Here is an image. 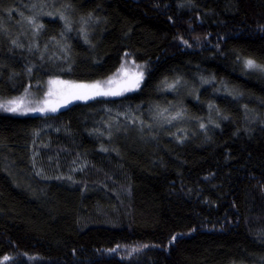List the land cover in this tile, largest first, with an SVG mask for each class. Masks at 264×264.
Instances as JSON below:
<instances>
[{"label":"trees","instance_id":"trees-1","mask_svg":"<svg viewBox=\"0 0 264 264\" xmlns=\"http://www.w3.org/2000/svg\"><path fill=\"white\" fill-rule=\"evenodd\" d=\"M33 1L0 0V100L143 77L0 110V264H264V0Z\"/></svg>","mask_w":264,"mask_h":264},{"label":"rangeland","instance_id":"rangeland-1","mask_svg":"<svg viewBox=\"0 0 264 264\" xmlns=\"http://www.w3.org/2000/svg\"><path fill=\"white\" fill-rule=\"evenodd\" d=\"M28 11L35 15L34 19L38 16L43 17V16L51 14L50 12L46 13L45 9H43L42 2L36 1V0L33 1L28 6ZM29 19H33V18L31 17L24 18L22 20L23 22L22 21L19 22V25H21L20 28L24 29L25 26H28L32 31L31 34L33 33V35H35L36 31H34V29L38 27V22L37 20L33 19V24L35 26V28H33L30 26L32 25V21ZM143 66H141V64H138L134 60L127 59L123 63L121 68L116 73H114L112 76L108 77L107 79L94 81V82H78V81L62 80L60 78L51 77L48 80H46V87H47L46 94L43 97H40V99L36 96L37 93L30 91V89L26 90V92L23 93V95L19 97H25V107L26 108H40V107H53L54 106L57 109H60L63 106L67 105L71 100L75 99V95L93 96V93L96 91V89H92L90 87L89 88L72 87L74 85L91 86L94 84H99L100 88L104 91H117L121 93L133 90L134 88L137 87V81L139 84L140 80L143 77V72H142ZM53 80L63 81L65 83L59 84V85H53L50 83ZM109 80H111L112 83H108ZM50 90L52 93L51 95H49ZM107 96H114V95H107ZM16 98L18 97L0 100V102L13 100ZM0 110L5 111L4 109H0ZM7 112H10V111H7ZM44 112H49V111H21V112H12V113L27 114V113H44ZM169 117L170 116H167L161 111L160 115L158 116V119L161 121H164L168 119Z\"/></svg>","mask_w":264,"mask_h":264},{"label":"snow or ice","instance_id":"snow-or-ice-1","mask_svg":"<svg viewBox=\"0 0 264 264\" xmlns=\"http://www.w3.org/2000/svg\"><path fill=\"white\" fill-rule=\"evenodd\" d=\"M246 67L248 68H260L261 66L255 64L254 61L252 60H247L245 61ZM142 76V74H141ZM53 85H59V84H64L65 82L63 81H58V80H53L50 82ZM108 83H112L111 80L108 81ZM137 86H138V81H137ZM72 87L75 88H92L96 89V91L93 93V95H120L122 94L121 92L117 91H104L100 88L99 84H94L91 86L88 85H74ZM51 90L49 92V95H51ZM75 98L77 99H87L91 98L90 96L87 95H75ZM47 103V102H45ZM0 109H4L5 111H10V112H21V111H56V107H40V108H26L25 107V97H18L13 100H8L5 102H0ZM173 240H175V237H173Z\"/></svg>","mask_w":264,"mask_h":264}]
</instances>
